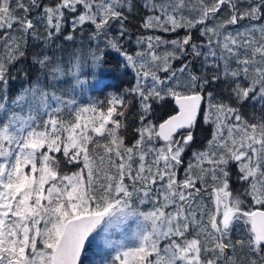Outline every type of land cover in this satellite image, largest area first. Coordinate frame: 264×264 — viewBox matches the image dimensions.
I'll list each match as a JSON object with an SVG mask.
<instances>
[{
    "label": "snow or ice",
    "instance_id": "1",
    "mask_svg": "<svg viewBox=\"0 0 264 264\" xmlns=\"http://www.w3.org/2000/svg\"><path fill=\"white\" fill-rule=\"evenodd\" d=\"M143 6L140 27L153 34L130 54V0H0V264H84L102 225L123 232L132 218L136 243L116 242L113 264H264V0ZM78 32L96 43L94 64L106 49L123 58L134 79L125 94L79 107L35 83L6 109L9 66L29 37L47 47ZM73 60L41 51L32 62L59 80L79 71ZM215 82L226 99L209 90ZM248 101L259 117L242 113ZM201 125L210 138L197 146Z\"/></svg>",
    "mask_w": 264,
    "mask_h": 264
},
{
    "label": "trees",
    "instance_id": "2",
    "mask_svg": "<svg viewBox=\"0 0 264 264\" xmlns=\"http://www.w3.org/2000/svg\"><path fill=\"white\" fill-rule=\"evenodd\" d=\"M144 0H130L132 5V11L127 12V21H125L126 27L129 30V38H126L122 43L125 44L126 50L130 54H134L137 50L136 38L143 35L148 36L153 33L144 30L140 27L141 19L147 14V9L144 8ZM67 31V29H66ZM119 25L114 24L110 32L113 35H118ZM42 32V29H41ZM156 35H162L165 39H173L174 35L168 33H155ZM180 36L184 35V30H180ZM100 48L103 49V43H100ZM95 42L90 41L88 38V32L77 33L75 39L72 41H65L62 38L57 39L53 44L45 47L40 41H33L29 37L28 48L26 49V57L16 61L9 66V88H8V104L11 106L12 99L25 87H31L35 83H39L46 90L56 91L57 94L62 95L65 99H74L76 106L87 107L89 105H100L107 98L113 95H123L126 90L134 82L133 74L129 69L124 68L123 58L110 49L104 51L102 63L91 67V55H88L93 48H96ZM46 52L48 55L61 59L65 67L71 66L69 61L73 64V54L79 57L80 61H83L84 65L79 69L75 76L68 74L59 80H53L47 72L42 71L38 65L33 64V54L37 52ZM176 66L179 62H174ZM194 70L198 73L205 71L201 68L199 62H194ZM206 74L210 75L211 70ZM77 75L81 78H86L87 81L77 83ZM213 91L217 99H226L227 92L224 91L222 85L218 82L213 83L210 88ZM242 113L246 115L248 119H252L253 116L259 117L261 115L260 105L256 102H245L240 106ZM18 110V109H17ZM132 114L127 117V123L129 125L126 130V136L130 141L133 138L134 128L136 126L135 119V105L129 110ZM163 111L161 115H163ZM6 111L4 115H6ZM74 115V114H73ZM65 118H71L67 111L64 112ZM165 118H167L165 116ZM3 119L0 118V123ZM210 138V130L208 126L201 125V130L197 133L198 145L206 142V139ZM188 159V156H185ZM182 175V170L181 173ZM238 187V185H236ZM134 202V201H133ZM208 202V201H207ZM152 208V207H151ZM150 207H145L146 210H150ZM103 226V225H102ZM101 228V227H100ZM99 228V229H100ZM98 229V230H99ZM97 230V234L100 232ZM103 231V229H102ZM91 243L88 245L87 254L84 257V264H113V257L115 256V241L113 240V247L109 248L105 245V239L112 237L113 234H107L105 239L101 242L95 240L94 235ZM233 240L242 239L243 235L239 232H233ZM135 245V243H133ZM239 252V249H238ZM115 264H119L118 261Z\"/></svg>",
    "mask_w": 264,
    "mask_h": 264
},
{
    "label": "rangeland",
    "instance_id": "3",
    "mask_svg": "<svg viewBox=\"0 0 264 264\" xmlns=\"http://www.w3.org/2000/svg\"><path fill=\"white\" fill-rule=\"evenodd\" d=\"M145 1V0H144ZM96 51V48H93L89 53H87L88 55H91V61H92V53ZM80 64H81V67L84 65L83 61H80ZM96 66V64H94V62L92 61V64H91V67H94ZM82 83V81H87L86 78H81L77 75V83ZM207 198H205V203H208L207 202ZM137 201L134 200L133 204L134 206L137 205ZM152 207V204L151 203H147V204H144V205H139V210L140 211H149V210H146L145 207ZM151 210V209H150ZM171 210V209H169ZM136 218H132L128 221V224L125 226L123 232H117V233H114L112 237H109L108 240L110 241H115V247H118V244L116 242L118 241H124L125 244H129V245H133V243H136V241L132 240L131 237H132V234L135 230V227H136ZM103 226H101V228L98 230L100 231L98 234L96 233L94 235L95 237V240L98 242H101L102 240L105 239L106 235L103 231ZM115 253H116V250H115Z\"/></svg>",
    "mask_w": 264,
    "mask_h": 264
}]
</instances>
